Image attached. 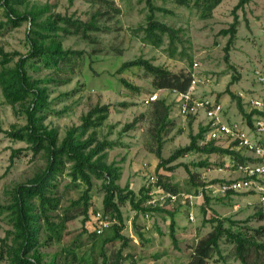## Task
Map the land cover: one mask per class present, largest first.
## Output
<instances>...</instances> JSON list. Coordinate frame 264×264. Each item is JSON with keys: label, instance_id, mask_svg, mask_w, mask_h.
<instances>
[{"label": "rangeland", "instance_id": "374dc122", "mask_svg": "<svg viewBox=\"0 0 264 264\" xmlns=\"http://www.w3.org/2000/svg\"><path fill=\"white\" fill-rule=\"evenodd\" d=\"M180 1L111 0L118 13L87 0H32L17 7L20 13L40 12L42 22L55 15L88 22L96 11L100 12L97 19L99 31L90 32L89 39L63 32L53 37L60 43L62 51L80 54H68L57 65L46 66L34 60L27 66L30 78L42 81L40 87L47 89L46 108L39 115L43 118V126L55 130L58 139L62 140L69 129L80 126L82 116L89 109L97 104L109 105L107 119L96 129L95 136L98 142L117 143L114 148L101 151V163L113 164L120 171L116 184L121 188L127 185L138 193L150 177H161L163 183L175 187L174 193L197 194L202 191L203 196L209 199L207 204H204L203 196L196 201L192 209L193 221L188 220L190 208L184 204L165 208L174 214L176 246L169 235L170 218L166 213L140 212L129 203L121 204V234L127 239L122 254L127 258L120 264H186L195 243L212 230V218L223 220L224 226L234 232L246 233L259 243L264 241V217L259 216L264 215V208L248 206L244 195L220 197L211 190L219 182L224 183L237 176L235 163L229 156L190 152L156 169L159 160L155 154L156 126L152 119V105H145L143 101L157 93V101L165 100L171 107L169 120L172 125L162 133L160 152L163 160L176 149L188 145L189 135L196 134L200 124L193 117L181 116L172 93L155 90L151 85L152 77L142 68L117 72L122 63L141 57L174 73L210 77V83L197 87L195 92L203 97L219 96L225 117L231 121L241 118L235 100L224 94L231 76L239 78L230 89L241 98L246 112L249 100L264 94V84L258 83L255 77V71L264 75V0H252L243 11L235 12L239 25L229 52V63L234 70L228 68L223 60L228 36L219 32L233 22L232 9L238 0H222L208 17L202 16L203 10L195 5V0ZM148 3L154 9L155 20L175 32L173 40L163 34L158 45L149 43L144 31L150 13ZM6 19L0 10V49L4 53L25 55L28 52V23L12 28ZM61 25L58 24L59 27ZM46 43L50 42L47 40ZM16 59L8 68L13 67ZM120 79L133 88H126ZM29 103L28 99L23 104H8L0 88V129L10 131L24 126L25 109ZM126 125H132L131 129L123 131ZM91 133L92 130H88L84 138ZM26 147L25 142L14 141L0 133V240L12 229L8 212L3 209L11 202V190L18 184L33 180L45 167L43 154L33 156L31 151L24 150ZM15 149L23 151L11 165L10 155ZM237 152L245 156L244 152ZM177 164L180 166L169 171ZM68 167L57 181L60 204L52 214L55 231L41 222L37 244L41 261L47 264H103L101 243L111 235V230L102 234L93 230L97 226L94 220L96 213L103 212V181L92 176L89 212L85 220L83 203H76L85 186L70 182ZM187 169L194 175L193 181ZM219 244L220 255H213L208 264H240L232 242L223 237ZM120 245V242H115L102 248L109 262L116 259ZM1 247L0 241V252ZM0 264H9V261L4 259Z\"/></svg>", "mask_w": 264, "mask_h": 264}, {"label": "trees", "instance_id": "16d2710c", "mask_svg": "<svg viewBox=\"0 0 264 264\" xmlns=\"http://www.w3.org/2000/svg\"><path fill=\"white\" fill-rule=\"evenodd\" d=\"M32 0H0V10L5 13L7 23L12 28H18L21 23H28V32L26 35L28 52L21 55L17 52L4 53L0 49V88L6 102L10 105L23 104L28 99L29 106L25 109L26 124L20 128H14L10 131H2L7 137L14 141L25 142L27 147L24 150L32 152L33 156L40 153L45 157V167L31 181L16 185L11 190V202L3 207L8 212V219L12 229L7 232V236L1 239L2 249L0 252V261L8 260L9 264H47L41 261V255L37 249L38 235L42 227V223L49 230H54L52 214L60 204V198L57 195V181L63 174L68 165L67 176L72 183H81L85 189L76 201L77 204L83 203L84 219H87L89 212V200L92 190V176L102 180L103 200H102V218L111 222L105 230H111V235L102 240L101 256L103 264H120L126 260L127 256H123L122 250L127 246V239L121 234L123 229V219L120 211V205L129 203L130 206L137 211L163 212L169 218V235L174 246L177 241L175 239V222L174 214L163 207L143 206L149 199L147 189L142 187L138 193H135L126 185L121 188L116 181L120 179V171L113 164L104 165L101 163V151L104 149H112L117 146L115 142H107L106 140L98 142L95 136L96 129L102 126L107 119L110 106L95 105L82 116L81 124L77 128L69 129L62 140L58 139L57 132L53 129H47L43 126V118L39 115L46 108L47 95L46 88L40 87L42 81L30 78L27 73V66L34 60H39L48 66L50 64L57 65L58 61L68 54H80L71 51H62L59 42H55L58 32L65 34H74L81 36L83 39H89L90 32L99 31L97 19L100 12L96 11L88 22H82L78 19L55 15L46 22L40 21V12H22L17 7L25 5ZM90 3L100 4L112 10L114 13L119 11L113 7L111 0H87ZM222 0H195L194 3L203 10V17H208L211 11L220 4ZM252 0H238L232 9L233 22L227 29L221 30L220 35L228 36L227 43L224 47L223 60L227 67L234 70V66L229 63V52L234 44V39L239 25L238 17L235 12L241 10L251 3ZM111 2V3H110ZM149 2V1H148ZM179 2H181L179 0ZM149 4V3H148ZM150 13L147 16V26L145 27V37L151 45H158L160 35L167 34L171 40L175 36V32L165 25L158 23L154 18V9L149 4ZM158 10V9H155ZM58 24H62L59 27ZM47 40L50 43H46ZM12 68H8L14 59ZM142 68L152 77L151 85L155 90H169L175 92H186L190 86L191 74L184 72H171L164 67L153 65L150 61L141 57L121 64L118 73L128 68ZM238 77L231 76V81L224 90L231 99L235 100L237 109L241 117L247 122L248 126H252L251 117L253 112H246L243 109L242 100L235 95L230 87L238 81ZM120 82L128 89H132L124 79ZM219 96L215 97V101L219 102ZM152 119L155 121L156 132L155 141L157 149L156 157L159 160L157 170L163 164L176 161L178 158L190 152L201 154H216L220 156H229L232 163L245 164L254 162L248 156H242L239 152L234 151L232 146L222 147L213 141L199 144L204 137V129L199 128L196 134L189 135V143L184 147L176 149L173 154L166 160L161 157L162 133L172 125L169 120L170 105L165 100L153 101ZM132 125H126L123 131L131 129ZM88 130H92L90 135L84 138ZM23 151V149L12 150L10 155V164L14 163V159ZM180 166L179 164L171 167L169 171ZM189 178L193 181L194 175L187 169ZM157 179V185L166 191L175 192V187L163 183ZM216 182V181H215ZM223 182H219L221 184ZM204 204L209 202L206 196H203ZM264 217V215L259 214ZM42 222V223H41ZM210 223L213 224L212 230L204 237L200 238L192 247V252L186 264H208L213 255H220V240L225 237L234 244V254L240 264H264V241L257 242L253 237L247 236L241 231L234 232L231 228L224 226L223 220L212 218ZM104 230V231H105ZM55 231V230H54ZM103 231V232H104ZM96 236V235H94ZM120 242L121 247L116 252V259L110 261L104 254L102 249L106 244H114ZM53 264V263H49ZM131 264H135L131 262Z\"/></svg>", "mask_w": 264, "mask_h": 264}, {"label": "built area", "instance_id": "2783aa9c", "mask_svg": "<svg viewBox=\"0 0 264 264\" xmlns=\"http://www.w3.org/2000/svg\"><path fill=\"white\" fill-rule=\"evenodd\" d=\"M256 81L264 84V75L255 71ZM210 83V77L191 75L190 86L186 92L169 91L175 98L178 113L183 117L195 118L200 127L204 129V137L200 143L213 141L217 144L232 146L234 151H242L245 156L253 159L254 162L245 164H235L236 177L211 187L213 193L223 197L226 195H244L247 197L248 206H258L264 208V94L249 100L247 112H253L251 117L252 126L241 117L239 121L226 119L225 111L220 102L214 98L197 95L195 89L201 85ZM158 94L154 93L143 101L149 105L157 99ZM157 179L152 176L145 185L148 190V201L146 206L169 208L170 205L184 204L190 208L188 220L193 221L192 212L196 201L203 196V192L194 193H174L166 191L157 185ZM237 207V206H236ZM94 220L97 226L93 229L96 234H102L111 224L103 219L100 213H96Z\"/></svg>", "mask_w": 264, "mask_h": 264}]
</instances>
